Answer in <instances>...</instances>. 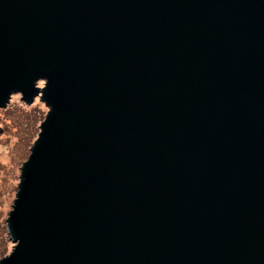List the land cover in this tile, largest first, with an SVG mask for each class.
Wrapping results in <instances>:
<instances>
[{
	"label": "water",
	"instance_id": "obj_1",
	"mask_svg": "<svg viewBox=\"0 0 264 264\" xmlns=\"http://www.w3.org/2000/svg\"><path fill=\"white\" fill-rule=\"evenodd\" d=\"M16 92L0 264H264V0H0Z\"/></svg>",
	"mask_w": 264,
	"mask_h": 264
},
{
	"label": "trees",
	"instance_id": "obj_2",
	"mask_svg": "<svg viewBox=\"0 0 264 264\" xmlns=\"http://www.w3.org/2000/svg\"><path fill=\"white\" fill-rule=\"evenodd\" d=\"M46 111L47 106L40 101L30 104L22 101L9 102L7 106L0 107V139H13L10 150L14 154H9L11 166H17L27 158ZM16 174L12 169L5 176H0V205L3 206L0 210V258L9 252L13 245L7 233L5 215L11 207V202L7 201L17 191L16 182L19 179Z\"/></svg>",
	"mask_w": 264,
	"mask_h": 264
},
{
	"label": "rangeland",
	"instance_id": "obj_3",
	"mask_svg": "<svg viewBox=\"0 0 264 264\" xmlns=\"http://www.w3.org/2000/svg\"><path fill=\"white\" fill-rule=\"evenodd\" d=\"M20 101H22L23 103H26L23 99H21V93H17V92L16 93H12L9 96V100L6 102V104L3 105V106H0V107L7 106L9 102H17L18 103ZM38 101H40L39 96H35L34 100L31 101L30 103L38 102ZM40 102H42V101H40ZM30 103H26V104H30ZM42 103L44 104V102H42ZM12 141H13V139H6V137L0 139V176H5L6 174H8L9 171H11L13 169L14 171L17 172L16 175L18 176V179H19L20 166H21V164H22V162L24 160L20 164H18L17 166L16 165L15 166H11L12 164L10 163L11 159H9V157H10L9 154H11L12 156L14 154V152H12V150H10V148L12 146ZM5 170H7V171H5ZM18 181L16 182V185H17ZM14 197H15V193H13V196L9 197V200L7 202L10 201L11 205H12ZM2 207L3 206L0 205V210H1ZM10 208H9V210H10ZM9 210H8V212H9ZM8 212H7V214H8ZM5 220H6V218H5ZM5 224H6V222H5Z\"/></svg>",
	"mask_w": 264,
	"mask_h": 264
}]
</instances>
